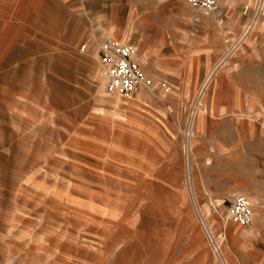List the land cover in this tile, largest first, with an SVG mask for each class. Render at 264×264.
I'll return each instance as SVG.
<instances>
[{
	"label": "rangeland",
	"instance_id": "1",
	"mask_svg": "<svg viewBox=\"0 0 264 264\" xmlns=\"http://www.w3.org/2000/svg\"><path fill=\"white\" fill-rule=\"evenodd\" d=\"M219 1L236 9L225 23L235 37L248 0ZM34 10L36 22L0 47V264H264V239L222 241L235 222L228 197L248 194L252 174L264 178V12L217 67L226 104L214 110L212 75L194 114L192 139L204 146L192 143L186 159L199 84L228 46L213 16L188 0H49ZM159 27L160 57L175 62L150 74L157 88L137 100L109 93L102 39L126 32L136 44ZM204 105L203 119L216 122L199 128ZM216 142L233 152L210 153Z\"/></svg>",
	"mask_w": 264,
	"mask_h": 264
},
{
	"label": "crops",
	"instance_id": "2",
	"mask_svg": "<svg viewBox=\"0 0 264 264\" xmlns=\"http://www.w3.org/2000/svg\"><path fill=\"white\" fill-rule=\"evenodd\" d=\"M40 1H49V0H0V47L7 46V43L10 40L11 41L16 40L17 39L16 33L19 32L20 30H23L22 27L24 25H32L36 22L37 17L40 15V13H39V11L35 12L34 9H35L36 5L39 4ZM218 2L220 5V13L224 19V24H225L227 17L230 15H233L234 10H236V9L233 8V11H229V13H228L227 10L224 9V7L221 5L219 0H218ZM255 2H256V0H248V2H245L243 4L241 11H240L241 12L240 18H241L242 22H241L240 27L236 30L237 34L244 28V26L246 25V23L249 20V13L244 12L245 5H249L250 7H253ZM263 12H264V9L260 15L259 20L261 19ZM228 14H230V15H228ZM141 20L149 21L145 15L141 16ZM148 25H153V24H151V22L149 21ZM153 26H156V25H153ZM263 26H264V23L262 25V28H263ZM158 31H159V34L158 35L156 34L155 36H148L144 31H142L139 35V40L137 41L136 44H133L130 41H125L128 38L125 35V34H127L126 32L125 33L120 32L119 36L113 35V34H108V35L116 36L119 39H121L122 41L134 45L137 49V60H138V62L140 63V65L142 66L144 71L151 77L150 74H152L154 76L158 75V73H159L158 68L160 71V69H163L162 66L165 65V67H167L166 64L172 65L175 62L173 59L168 60V59H164V58L160 57L159 48L161 45H163L166 42L167 36H166V33L162 27H159ZM122 36L126 37V39H124ZM223 36L226 38L225 35H223ZM254 36H255V32L253 33V37ZM230 37H231V40H233L235 38L233 36H230ZM140 44H141V47H140ZM142 50H143V52H142ZM225 50H224V52H225ZM224 52L218 57V59L224 54ZM218 59L214 62L212 67H210V69L208 70V73L203 77V80L199 84L198 90L205 81L207 82L205 90H204V92L201 96V99H200V104L202 103V100L204 99V95L206 93V90L208 89V85L210 84V80L212 79V75L217 72L216 71L217 68H215V64L218 61ZM98 61H99V58H98ZM225 61H226V59L221 63V65ZM169 68H170V66H169ZM225 83L226 82L224 81V73L222 71L217 72L216 73V81L213 84L212 92L209 95V97H208L209 99L207 100L205 105L211 107V109H213V110H214V107H224L225 106L226 103L222 102L221 97H220L221 90L224 89V87L226 86ZM156 88H157L156 83L154 81V89H156ZM154 89H152V90H154ZM152 90L143 89L139 96L130 97L128 99H130V100L140 99L147 92H151ZM141 102L142 101L139 100V102H137V104H135L137 107H132V109L134 111H138V109H139L138 103H141ZM205 105L203 106V109H202L201 114H200V119L198 122L199 128H202V127L204 128L206 126L210 127L211 124L213 125V123L216 122L215 120L206 121L203 119ZM199 107H200V105H199ZM118 115H120V114L118 113ZM112 122L115 124L114 120ZM124 122L127 123V127L130 123L134 126H138L137 120L129 121L126 118V120ZM206 123L208 125H205ZM243 127H244V133H247L248 126L244 125ZM192 143H193V146L195 148H198V147L202 148L204 146V144L203 145L200 144L199 138H193ZM203 150H205V148H203ZM230 150H229L228 146L216 142L214 145V148L210 149L209 152L215 153L218 155H225V154H228L229 152L232 153L234 149H232L231 151ZM209 162L210 161L208 158V162H206V163L209 164ZM196 169H197V167H196V164L194 163V166L191 167V169H190L191 174H194ZM263 182H264V178L258 177L257 174H252L250 179L247 180V183H249V185L246 186V190H247L248 194L243 193V192H239L242 194H246L247 196H249L254 201V210H253V215H252L253 217H252V221H251V226L249 228H245L241 225L232 223V225L243 228L240 231H236L235 228L232 227V225H229V224H228V226L225 225L226 231L223 233L222 241L226 240L228 243V239L230 237V234H233V233L235 235H234V237H231V238H233L235 241H237V240L241 241L243 239L252 238V237L264 239V192L257 189V185L259 183H263ZM236 194H238V192H235L230 197H228L229 201ZM205 208L207 210H204L202 208H201V210L204 213H206L207 216H208V214L213 213L208 206H205ZM225 254L229 256V251L227 250L225 252ZM231 263L232 264H248V263H241V262L236 263L233 261Z\"/></svg>",
	"mask_w": 264,
	"mask_h": 264
},
{
	"label": "built area",
	"instance_id": "3",
	"mask_svg": "<svg viewBox=\"0 0 264 264\" xmlns=\"http://www.w3.org/2000/svg\"><path fill=\"white\" fill-rule=\"evenodd\" d=\"M194 7L198 8L205 15L213 16L222 25L228 46L224 54L218 59L215 68L232 55L246 40L252 29L257 24L263 11L264 0H256L253 7L245 5L244 12L249 13V20L237 36L230 40L232 31L224 24L220 13L218 0H188ZM87 43H83L81 49H85ZM99 63L102 67L105 89L122 97L130 98L140 95L143 89H154V80L144 71L137 60V49L134 45L124 42L116 36H105L99 45ZM205 81L198 90L197 99L191 106L189 118L185 129V141L183 152L186 159L190 158L191 139L194 128V114L200 98L205 90ZM253 203L246 194L238 193L231 200L228 206V218L242 225H248L252 221ZM209 240L214 252L222 259L220 244L207 230Z\"/></svg>",
	"mask_w": 264,
	"mask_h": 264
},
{
	"label": "bare ground",
	"instance_id": "4",
	"mask_svg": "<svg viewBox=\"0 0 264 264\" xmlns=\"http://www.w3.org/2000/svg\"><path fill=\"white\" fill-rule=\"evenodd\" d=\"M124 39H126V37H124V36H122ZM141 37V36H140ZM140 47H141V44H140ZM142 49V48H141ZM142 52H143V50H142ZM191 145H192V141H191ZM200 214H201V216H202V224H203V227H204V229H206V231L208 230V232L210 233V234H212L211 233V231H210V229H209V225H208V222H207V219H206V216H205V213L201 210L200 211ZM205 217V218H204ZM235 224H238V225H240V223H237V222H234ZM226 226H228V224L226 225Z\"/></svg>",
	"mask_w": 264,
	"mask_h": 264
}]
</instances>
